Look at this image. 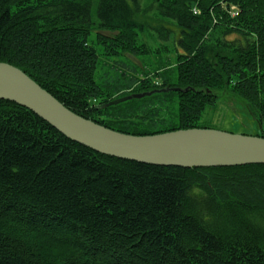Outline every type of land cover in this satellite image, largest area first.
<instances>
[{
    "label": "trees",
    "instance_id": "1",
    "mask_svg": "<svg viewBox=\"0 0 264 264\" xmlns=\"http://www.w3.org/2000/svg\"><path fill=\"white\" fill-rule=\"evenodd\" d=\"M148 2L144 21L138 0H98L94 23L92 0H0V63L127 135L219 130L201 119L222 93L264 127V0ZM149 23L176 54L138 72L118 58L151 53ZM0 264H264V165L120 160L0 100Z\"/></svg>",
    "mask_w": 264,
    "mask_h": 264
},
{
    "label": "water",
    "instance_id": "2",
    "mask_svg": "<svg viewBox=\"0 0 264 264\" xmlns=\"http://www.w3.org/2000/svg\"><path fill=\"white\" fill-rule=\"evenodd\" d=\"M167 91L133 94L125 100ZM0 100L30 111L67 140L120 160L184 169L264 165V138L207 128L148 136L115 132L73 114L22 71L5 63H0ZM188 143L195 149L181 148Z\"/></svg>",
    "mask_w": 264,
    "mask_h": 264
},
{
    "label": "rangeland",
    "instance_id": "3",
    "mask_svg": "<svg viewBox=\"0 0 264 264\" xmlns=\"http://www.w3.org/2000/svg\"><path fill=\"white\" fill-rule=\"evenodd\" d=\"M98 0H92L91 5V19L94 23L98 20L96 18V5ZM140 7V17L145 21V16H154L153 11H149L143 16V11H145L149 5L148 0H138ZM130 5H132L130 3ZM165 27L172 30L171 25H166ZM153 25L149 23L148 27H145L143 33H139V40L141 43L147 44L150 48L151 53L136 60L132 57H121L118 58L121 62H127L135 66L139 71L140 64L146 66L147 70H153L158 67L160 63L172 62L174 60L176 52L173 51L174 48V38L161 41L158 39L156 32L152 29ZM173 31V30H172ZM106 35V34H105ZM95 36L92 33L91 39ZM164 46L165 48H161ZM159 49V51H157ZM221 98L218 99L216 108L213 110H206L202 116L201 122L205 125H211L220 131L233 133V134H253L262 135L264 127L258 125L255 120L251 117L245 105L237 98L232 97L226 93L219 94Z\"/></svg>",
    "mask_w": 264,
    "mask_h": 264
},
{
    "label": "bare ground",
    "instance_id": "4",
    "mask_svg": "<svg viewBox=\"0 0 264 264\" xmlns=\"http://www.w3.org/2000/svg\"><path fill=\"white\" fill-rule=\"evenodd\" d=\"M182 149H190V150H193V149H195L194 147H193V145H191V144H185V145H182V147H181Z\"/></svg>",
    "mask_w": 264,
    "mask_h": 264
}]
</instances>
